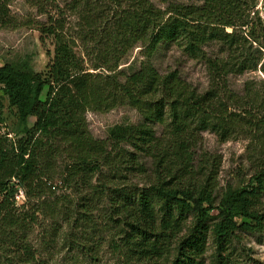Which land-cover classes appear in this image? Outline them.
Masks as SVG:
<instances>
[{
    "label": "trees",
    "instance_id": "trees-1",
    "mask_svg": "<svg viewBox=\"0 0 264 264\" xmlns=\"http://www.w3.org/2000/svg\"><path fill=\"white\" fill-rule=\"evenodd\" d=\"M13 1L0 0V26L13 24ZM26 1L46 18L37 25L53 38L54 57L45 74L26 60L0 67V92L23 121L34 120L15 144L0 114V264H46L60 242L98 262L104 234L115 264H205L211 239L212 264H232L238 234L264 232V98L229 85L263 61L251 20L258 0H162L165 9L150 0ZM172 43L204 63L206 91L152 64ZM138 47L144 61L125 71ZM123 106L141 120L94 138L87 113ZM204 132L222 143L252 137V177L220 198L217 161L199 159ZM59 158L72 196H54Z\"/></svg>",
    "mask_w": 264,
    "mask_h": 264
},
{
    "label": "rangeland",
    "instance_id": "rangeland-1",
    "mask_svg": "<svg viewBox=\"0 0 264 264\" xmlns=\"http://www.w3.org/2000/svg\"><path fill=\"white\" fill-rule=\"evenodd\" d=\"M161 9L166 8L162 0H150ZM181 5H200L202 0H168ZM10 15L13 24L0 26V67L16 61L26 60L36 74H45L47 66L54 57V41L51 37H43L39 31L38 22H45V16L41 15L37 8L26 0H14L10 5ZM254 33L264 47V0H258L254 13L251 15ZM231 32L232 29H227ZM219 52L215 46L208 50L211 57ZM263 61L257 70H250L242 75H232L229 79L230 87L237 93L243 94L245 89H252L264 98V49H262ZM262 56V55H259ZM144 61L141 48L131 51L125 63L122 65L125 71L131 65L132 69H138ZM152 64L161 73L177 70L181 77L200 92L206 91L209 85V77L203 62L189 57L177 44L162 45L157 54L151 59ZM46 91L42 99H45ZM0 114L2 118V134L15 144L25 140L27 129L33 126L34 120L23 121L16 113V109L10 105L5 91L0 92ZM141 120L139 114L128 106L119 107L108 113H87L89 129L96 139H106L109 130L116 125L135 124ZM252 137L248 134L239 136L225 143L218 140L215 134L204 132L200 146L199 159L205 156L210 161H217L216 179L217 195L220 198L229 189L239 190L247 184L253 175L250 163L249 145ZM67 162L59 158L54 170L56 179L52 181L56 198L60 196H72L62 184L61 173ZM131 183H137L132 178ZM74 196V195H73ZM18 202H23L22 195H17ZM103 222V220L101 221ZM37 233V232H36ZM99 261H92L86 254L74 251L69 252L62 243L55 246L48 255L46 264H115L116 257L106 248L109 239L104 234ZM213 240L208 242L205 254V264H212L216 255ZM229 255L232 264H264V232L262 234H238V237L230 246Z\"/></svg>",
    "mask_w": 264,
    "mask_h": 264
},
{
    "label": "built area",
    "instance_id": "built-area-1",
    "mask_svg": "<svg viewBox=\"0 0 264 264\" xmlns=\"http://www.w3.org/2000/svg\"><path fill=\"white\" fill-rule=\"evenodd\" d=\"M19 194L23 196V191H20V193H19Z\"/></svg>",
    "mask_w": 264,
    "mask_h": 264
}]
</instances>
